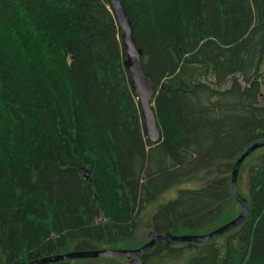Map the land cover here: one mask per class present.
I'll use <instances>...</instances> for the list:
<instances>
[{
	"label": "trees",
	"instance_id": "1",
	"mask_svg": "<svg viewBox=\"0 0 264 264\" xmlns=\"http://www.w3.org/2000/svg\"><path fill=\"white\" fill-rule=\"evenodd\" d=\"M120 1L158 141L143 131L109 0H0V264L136 248L142 229L204 234L241 212L232 169L264 139V0ZM236 182L240 224L159 241L136 264H264V146Z\"/></svg>",
	"mask_w": 264,
	"mask_h": 264
},
{
	"label": "water",
	"instance_id": "2",
	"mask_svg": "<svg viewBox=\"0 0 264 264\" xmlns=\"http://www.w3.org/2000/svg\"><path fill=\"white\" fill-rule=\"evenodd\" d=\"M110 9L114 15L117 24L120 26L122 33V45L124 48L125 58L124 67L129 74L130 86L133 94L138 99L140 113L143 125V131L150 141H158L161 137L160 130L157 126L155 112L152 104L154 87L150 75L144 70L141 64L142 51L136 46L135 38L132 35L130 21L126 16L120 0H109ZM264 146V139L255 141L248 145L238 156L231 173V188L234 198L239 202L241 212L231 220L220 225L214 230L204 234H172L166 232L150 231L149 239L141 246L136 248H101L91 250H73L65 253H59L30 261L28 264H45L47 262L58 261L63 259H73L78 257H131V263L136 264L141 261V255L151 249L157 242L163 241L167 244L179 241H205L218 234L231 229L240 224L248 213L247 200L238 193L237 173L242 160L257 147ZM89 172L85 171V177Z\"/></svg>",
	"mask_w": 264,
	"mask_h": 264
},
{
	"label": "rangeland",
	"instance_id": "3",
	"mask_svg": "<svg viewBox=\"0 0 264 264\" xmlns=\"http://www.w3.org/2000/svg\"><path fill=\"white\" fill-rule=\"evenodd\" d=\"M190 183L189 182H187V183H183L181 186H187V185H189ZM193 184V183H192ZM180 187V185L179 186H176L175 188H173L172 190H173V194H172V192H171V196H170V198H173V197H175L176 196V194H177V189ZM170 198H168V199H170ZM167 200V199H166ZM145 235H147L148 234V231L146 230V229H142L141 230ZM148 240V239H147Z\"/></svg>",
	"mask_w": 264,
	"mask_h": 264
},
{
	"label": "flooded vegetation",
	"instance_id": "4",
	"mask_svg": "<svg viewBox=\"0 0 264 264\" xmlns=\"http://www.w3.org/2000/svg\"><path fill=\"white\" fill-rule=\"evenodd\" d=\"M129 258H131V257H129Z\"/></svg>",
	"mask_w": 264,
	"mask_h": 264
}]
</instances>
